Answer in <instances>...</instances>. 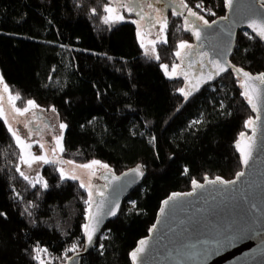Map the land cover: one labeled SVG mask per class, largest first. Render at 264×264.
Listing matches in <instances>:
<instances>
[{
  "label": "trees",
  "instance_id": "1",
  "mask_svg": "<svg viewBox=\"0 0 264 264\" xmlns=\"http://www.w3.org/2000/svg\"><path fill=\"white\" fill-rule=\"evenodd\" d=\"M108 1L0 0L3 78L21 103L56 109L66 125L65 156L98 159L118 175L145 170L142 184L82 264H132L135 247L171 194L189 191L206 177L235 178L242 170L235 143L251 133L254 117L232 71L188 102L185 81L166 74L163 65L174 67L180 43L192 37L181 16H167L166 40L155 59L143 49L133 22H104ZM184 4L208 23L226 13L224 0ZM230 62L264 75V44L240 31ZM21 156L0 115V264H38L39 249L49 251L53 264H66L85 249L88 189L64 177L57 163L27 178Z\"/></svg>",
  "mask_w": 264,
  "mask_h": 264
},
{
  "label": "water",
  "instance_id": "2",
  "mask_svg": "<svg viewBox=\"0 0 264 264\" xmlns=\"http://www.w3.org/2000/svg\"><path fill=\"white\" fill-rule=\"evenodd\" d=\"M109 1L117 6L118 12L124 6L129 14L140 18L139 29L144 27L153 36H157L156 23L167 19L166 6H158L157 0H138L141 8L135 4L136 0ZM176 2L182 7L174 13L193 20L194 28L188 33L203 51L200 61L196 53L192 57L190 71L184 74L182 68L178 69V75H183V80L192 87L187 102L206 85L232 71L241 80L254 117L250 121L251 133L242 134L235 143L241 172L232 179L206 177L204 182L192 183L189 191L171 194L161 203L149 234L135 247L131 262L264 264V75L250 74L230 62L240 31H248L264 44V0H224L225 15L206 25L197 23L192 12H185L182 0ZM192 47L186 45L178 55L179 60L185 59L183 52ZM216 60L217 64L212 63ZM188 88L185 84L186 95ZM4 98L8 104L5 93ZM14 126L27 140L47 139L46 152L51 162L59 164L71 176L86 178L78 168L67 167L63 157H52L50 147L55 146L58 131L43 111L31 110ZM100 171L93 184L96 189L87 219L85 249L73 254L66 264H82L106 225L119 216L126 197L145 177L141 167L119 175L108 169L100 168Z\"/></svg>",
  "mask_w": 264,
  "mask_h": 264
},
{
  "label": "rangeland",
  "instance_id": "3",
  "mask_svg": "<svg viewBox=\"0 0 264 264\" xmlns=\"http://www.w3.org/2000/svg\"><path fill=\"white\" fill-rule=\"evenodd\" d=\"M182 3L184 4V0H182ZM120 9H121L120 12H118L117 6L114 3L108 1V4L104 7V13H105L104 22L108 24H116L125 21L133 22L138 27L139 41L143 49L145 50L146 54L150 55L155 59H160L158 47L161 42H165L166 40V26L169 23L168 18L165 21H158L156 23V26L158 27L157 36H153L144 27H140L139 29L140 18L129 14L124 6H120ZM188 9L190 8L186 6V10ZM193 44L194 42L192 37L189 40L185 39L184 41H182L177 51V58L178 55L181 54L183 48H185L186 45H193ZM163 67H164V71L169 77L177 78L175 76L178 75V69L182 68L183 64L180 62L178 58V63L171 69H168L164 65ZM184 86L185 83L182 84V91L184 93V96H186ZM0 89L2 90L0 91V115L6 121L9 127V131L14 135L18 145L21 148L22 156H21L19 168L22 174L27 178H35V177L38 178V174L42 171L44 166L47 165L48 163H52L46 152V144L48 143L47 139L27 140L26 136L20 134L18 130L15 129L14 126L15 123L20 122L22 120V117L26 116L28 112H30L31 110H40L43 111L44 115L47 116L52 121L53 125L56 127L58 131L55 135L53 142L55 146L50 147L52 157L56 159L63 157V160L66 162L67 167L78 168L79 172L86 174V178L84 179L76 176H71L59 164H57L59 166L61 174L64 177L78 180L81 183H83L85 187L88 189L89 192L88 212L90 215L91 206L93 203L92 201L93 190L96 189L95 186H93L94 182L96 181L95 176H97V174L101 172L100 168H102V171H106V169L113 171V169L98 159H95L94 161L84 162V161H76L74 159H70L66 157L65 146H64V142H65L64 135H65L66 125L62 121L59 113L56 111L55 108H49L47 106L40 105L33 100H27V101L23 100L21 103L20 94L14 91L6 83L1 73V70H0ZM3 91L6 94V100L11 108L8 106V104L5 101ZM13 112L15 115L13 114ZM37 261L38 264H53L52 259L49 255V251L48 250L45 251L43 249L37 250Z\"/></svg>",
  "mask_w": 264,
  "mask_h": 264
},
{
  "label": "flooded vegetation",
  "instance_id": "4",
  "mask_svg": "<svg viewBox=\"0 0 264 264\" xmlns=\"http://www.w3.org/2000/svg\"><path fill=\"white\" fill-rule=\"evenodd\" d=\"M157 1H159V4H158V6H166V8H167V13H166V17L170 14V13H174V11L175 10H177L178 8L180 9L181 7H182V5L181 4H178V2H176V0H157ZM135 4L138 6V8H141V5L139 4V1L138 0H136L135 1ZM183 6H185V4L183 5ZM184 9V8H183ZM191 9V8H190ZM190 9H188V10H185L187 13L188 12H192V14L191 13H188V14H191L192 16H193V18H195L196 19V22L197 23H200V24H202V25H206V24H209L208 23V21L207 20H205L204 18V16H203V14L200 12V11H198V10H190ZM182 17V16H181ZM182 20H183V24H184V27H185V30H186V32L188 33L189 31H191L193 28H194V22H193V20L192 19H190V18H187V17H182ZM190 34V33H189ZM200 50V48L194 43L193 44V47L191 48V49H189V50H187V51H184V52H186V53H184L183 52V55H185L184 56V58L185 59H183V60H180V62L182 63V64H184L185 63V67H182V69H181V71L185 74L188 70L190 71L191 70V66H190V63H191V59H192V57H194L196 54V58H198L199 59V61L201 60V58H202V53L201 52H203V51H201ZM196 53V54H195ZM212 63H218V61L216 60L215 62H212ZM193 64V63H192ZM182 76L183 75H178V77H180V78H182ZM183 79V78H182ZM185 84H187V85H189V88H188V92H187V95H189L190 94V91H191V89H192V87H191V85L189 84V83H186L185 82ZM186 95V96H187Z\"/></svg>",
  "mask_w": 264,
  "mask_h": 264
},
{
  "label": "built area",
  "instance_id": "5",
  "mask_svg": "<svg viewBox=\"0 0 264 264\" xmlns=\"http://www.w3.org/2000/svg\"><path fill=\"white\" fill-rule=\"evenodd\" d=\"M198 5L199 6H204V2L203 1L198 2ZM209 15L213 16L212 13H211V11L209 12Z\"/></svg>",
  "mask_w": 264,
  "mask_h": 264
}]
</instances>
